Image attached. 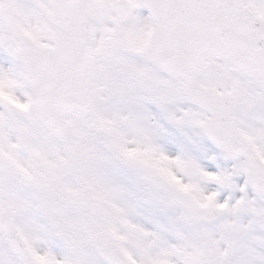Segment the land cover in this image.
<instances>
[{"label": "snow or ice", "instance_id": "obj_1", "mask_svg": "<svg viewBox=\"0 0 264 264\" xmlns=\"http://www.w3.org/2000/svg\"><path fill=\"white\" fill-rule=\"evenodd\" d=\"M0 54V264H264V0H0Z\"/></svg>", "mask_w": 264, "mask_h": 264}, {"label": "rangeland", "instance_id": "obj_2", "mask_svg": "<svg viewBox=\"0 0 264 264\" xmlns=\"http://www.w3.org/2000/svg\"><path fill=\"white\" fill-rule=\"evenodd\" d=\"M3 54H0V61L3 60ZM148 108L154 117V120L159 123L160 129L157 136V144L160 148L170 156H177L182 153L190 154L198 159L202 164L205 161L202 159V154L217 155L218 150H215L208 140L199 135L197 130L190 127L176 128L171 126L155 106L148 105ZM217 164L221 168L231 167V162L224 161L222 158L217 159ZM117 177L120 183L128 190L133 202H137L139 198H147L142 191L139 178L126 170H117ZM242 183V179L238 180ZM146 227L151 225L146 224Z\"/></svg>", "mask_w": 264, "mask_h": 264}]
</instances>
